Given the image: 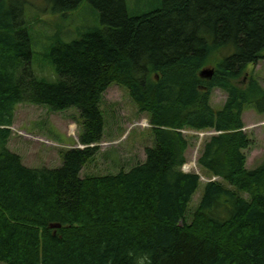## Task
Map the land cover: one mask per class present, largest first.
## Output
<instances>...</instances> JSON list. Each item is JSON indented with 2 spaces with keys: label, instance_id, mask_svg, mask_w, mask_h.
I'll list each match as a JSON object with an SVG mask.
<instances>
[{
  "label": "trees",
  "instance_id": "16d2710c",
  "mask_svg": "<svg viewBox=\"0 0 264 264\" xmlns=\"http://www.w3.org/2000/svg\"><path fill=\"white\" fill-rule=\"evenodd\" d=\"M83 1L47 7L63 13ZM89 1L101 25L70 42L51 37L50 81L33 68L32 1L0 0V262L264 264V161L246 167L252 140L242 119L247 106L264 113V88L250 74L264 57V0H158L140 12L126 0ZM112 83L150 114L155 145L129 170L81 178L105 135ZM214 88L227 93L220 109L210 104ZM19 104L75 107L85 147L68 149L56 168L25 165L9 146ZM184 127L220 131L198 158L220 180L206 182L193 207L202 182L181 170Z\"/></svg>",
  "mask_w": 264,
  "mask_h": 264
},
{
  "label": "rangeland",
  "instance_id": "374dc122",
  "mask_svg": "<svg viewBox=\"0 0 264 264\" xmlns=\"http://www.w3.org/2000/svg\"><path fill=\"white\" fill-rule=\"evenodd\" d=\"M126 2L130 12L146 11L158 4V0ZM47 6H51V0H32L27 6L26 20L31 30L34 72L40 78L56 81L58 73L48 57L51 37L60 32L62 40L70 42L79 39L89 28L100 26L101 22L97 8L89 0L83 1L76 10L63 12L66 14L55 13ZM250 74L257 78L264 88V57L258 60ZM240 81L245 85L246 81L241 79L237 82ZM226 99L227 94L220 88H214L210 94V104L215 109L222 108ZM101 108L106 119L105 135L99 144L97 155L83 167L81 178L129 170L144 162L147 157L146 148L154 145V135L149 123L150 114L139 111L125 86L112 83L103 94ZM78 115L75 107L54 112L44 106L19 104L15 110L14 125L11 129L13 138L9 146L21 155L24 164L29 167L56 168L62 164L67 148L80 145L78 135L81 119ZM242 119L245 132L252 140L250 148L245 150L247 167L254 168L264 160V113L247 106L242 113ZM187 133H193L188 136L190 146L186 150L187 169L191 165L189 170L197 171L199 166L196 161L205 143L201 142V136L206 132L189 128ZM203 139L208 137L204 136ZM202 193L203 184H200L193 196L192 207L197 204Z\"/></svg>",
  "mask_w": 264,
  "mask_h": 264
},
{
  "label": "water",
  "instance_id": "95a60500",
  "mask_svg": "<svg viewBox=\"0 0 264 264\" xmlns=\"http://www.w3.org/2000/svg\"><path fill=\"white\" fill-rule=\"evenodd\" d=\"M214 70L213 69H204L201 71V76L206 78H211L213 76ZM59 224H53L52 227H58Z\"/></svg>",
  "mask_w": 264,
  "mask_h": 264
},
{
  "label": "bare ground",
  "instance_id": "6f19581e",
  "mask_svg": "<svg viewBox=\"0 0 264 264\" xmlns=\"http://www.w3.org/2000/svg\"><path fill=\"white\" fill-rule=\"evenodd\" d=\"M82 145V144H81Z\"/></svg>",
  "mask_w": 264,
  "mask_h": 264
}]
</instances>
